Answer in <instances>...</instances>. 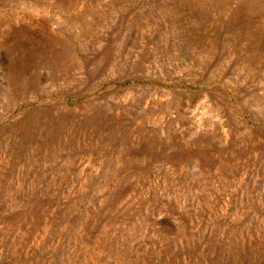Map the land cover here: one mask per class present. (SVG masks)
<instances>
[{
  "label": "rangeland",
  "instance_id": "1",
  "mask_svg": "<svg viewBox=\"0 0 264 264\" xmlns=\"http://www.w3.org/2000/svg\"><path fill=\"white\" fill-rule=\"evenodd\" d=\"M0 264H264V0H0Z\"/></svg>",
  "mask_w": 264,
  "mask_h": 264
}]
</instances>
